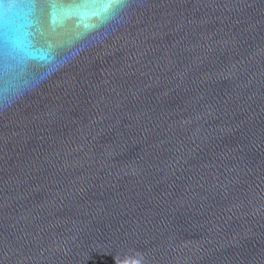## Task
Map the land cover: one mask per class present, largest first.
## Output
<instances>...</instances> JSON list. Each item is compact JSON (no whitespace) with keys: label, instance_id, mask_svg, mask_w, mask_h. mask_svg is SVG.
<instances>
[{"label":"water","instance_id":"95a60500","mask_svg":"<svg viewBox=\"0 0 264 264\" xmlns=\"http://www.w3.org/2000/svg\"><path fill=\"white\" fill-rule=\"evenodd\" d=\"M0 264H264V0H0Z\"/></svg>","mask_w":264,"mask_h":264}]
</instances>
